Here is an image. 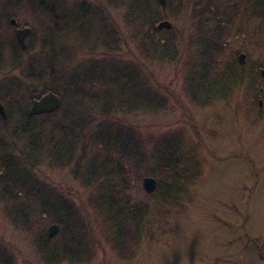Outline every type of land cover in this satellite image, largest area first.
<instances>
[{"label": "rangeland", "instance_id": "374dc122", "mask_svg": "<svg viewBox=\"0 0 264 264\" xmlns=\"http://www.w3.org/2000/svg\"><path fill=\"white\" fill-rule=\"evenodd\" d=\"M74 1H45L49 7L66 15L65 20L57 18L56 21L57 27L64 29L63 34L56 40L48 37L54 40L51 48L53 55L63 62L64 79L79 74L78 69L82 66L84 72H96L110 79L115 75H109L104 68L110 64L125 74L122 76L124 82L119 83L120 87H115L116 90L129 89L128 98L137 90L146 94L148 100L144 107H137V111L127 109L130 104L125 103L126 106L122 105L124 110L103 114L97 106L90 104L88 98H83L78 104L81 113L77 117L81 127L77 128L76 122L75 127H69L76 131V151L80 152L79 148L84 144L85 155H96L97 162L104 153L109 157L116 156L121 165L126 166V188L131 199L160 212V217L152 219L156 230L150 235L143 232L132 259H119L103 241L98 244L91 242L85 264H264V82L256 74L258 69L264 68V21L261 24V19L257 17L262 14L264 0H173L165 10L158 5L156 16L169 21L173 33L178 35V45L169 48L177 52V59L161 62H139L141 58H136V50L121 27L124 10L112 7L107 0H83L100 6L99 10L89 11L83 16L87 26L84 29L80 22L74 25L68 20L70 23L66 24L67 16L71 19L72 14L79 15ZM245 3L248 6L243 8ZM57 4L59 8L55 7ZM11 10L6 8L5 11H10L19 24L27 23L34 29L26 40L29 39L34 52H38L42 33L34 17L23 6ZM214 27H217L219 37L213 45L218 50H213L211 60L221 66L233 55L236 60L237 54H245V50L249 51L250 58L245 54L242 84L227 90L225 96H219L218 89L211 92L202 89L199 95L195 93L198 96L196 102L189 92L190 65L197 61L192 56L198 49L194 42L199 36L207 38ZM11 36L12 30L1 25L0 39L10 40ZM161 36L166 34L163 32ZM11 52L9 47L2 49L0 60ZM95 61L99 63L97 68ZM132 63H136L135 71L130 68ZM251 76H254L255 101L258 100L260 107L257 111L249 110L251 91L246 88V83ZM40 84H45L44 80ZM150 106L157 111L149 113L147 109ZM113 107L119 109V106ZM50 126L51 121L42 123L43 129ZM116 126L122 127L127 135L131 134L137 145L134 153L139 158L134 160V167H130L126 157L118 156L119 153L117 155L108 145ZM2 134L6 139L2 136L1 140L8 141V133ZM20 143L21 138L16 144ZM155 144L161 145L160 149H155ZM168 158L190 161L197 166L196 178L185 186L187 191L183 194L182 210L168 203L159 206L160 200L156 196H146L141 186L144 176L165 181L163 174L153 176L146 173L156 170L157 160ZM43 159V156L37 158L38 166L33 167L31 172L37 181L57 190L49 200L52 206L58 201L64 202L62 200L66 198L77 207L75 214L79 213L80 219H92L86 209L91 187H86L80 178L70 175L67 168H51ZM136 161L139 163L136 164ZM18 168L21 171V166ZM138 174L142 176L140 179L136 177ZM115 183L112 184L117 186ZM121 189L118 192L120 195ZM177 193L174 196L180 197L181 193ZM165 194L162 185L156 195ZM59 197L62 200H57ZM35 203L31 201L30 204ZM35 207L41 210L39 203ZM66 213L70 214V211ZM47 218L51 219L48 215ZM59 227L52 245L67 233L64 223ZM0 242L7 247L12 264H41L21 232L3 215L1 207Z\"/></svg>", "mask_w": 264, "mask_h": 264}, {"label": "trees", "instance_id": "16d2710c", "mask_svg": "<svg viewBox=\"0 0 264 264\" xmlns=\"http://www.w3.org/2000/svg\"><path fill=\"white\" fill-rule=\"evenodd\" d=\"M12 1L0 0V28L1 25H4L12 30L10 40L0 39V51L7 47L12 50L4 59L0 60V102L5 109V116H0L1 212L12 226L21 232L41 264H62L63 262L85 264L89 243L98 244L102 241L116 257L128 261L134 256L135 247L140 238L144 236L143 232L150 235L156 230V227L152 226V219L160 217L159 209L149 208L131 199L126 188L128 186L126 166H122L116 156L109 157L104 153L98 157L101 159L97 162L96 155L93 157L85 155L84 144H81L80 152L76 151V131L69 127H75L74 122H76L77 128L81 127V122L79 123L77 117L81 113L78 104L83 98H88L90 104L97 106L99 112L108 114L124 110L122 105L126 106L125 103L130 104L127 109L137 111V107L142 108L148 102L146 94L136 90L128 98L129 89L127 91L116 90L115 87L119 88V83L124 82L122 76L125 74L110 64H106L104 67L109 75H115L110 79L102 77L96 72H84L83 66L78 69L79 74L64 79L63 62L62 60L58 61L51 48L56 37L64 32L63 28L57 27L56 21L57 18L65 20V12L61 13L54 7H49L46 0ZM107 1L112 7L124 10V15L120 19L121 27L124 29V36L136 50L137 57H135L141 58L139 62H161L164 59L174 61L177 59V52L171 51L169 48L178 45L176 43L178 35L173 33L172 26L169 29L157 27V23L162 20L160 16H156L155 11L159 9L157 0ZM172 1L166 0V5L162 7L163 10L167 9ZM178 1L180 0H175V2ZM208 2H212V0H208ZM73 3L75 6L77 5L79 15L76 17L72 14L71 19L67 16L66 24H68V20L74 25H76L75 22H80L79 25L84 29L87 26L83 16L89 11L99 10L100 6L86 3L83 0H75ZM18 6H23L30 12L42 33L38 52H34L29 39L25 40V50H21L16 41L14 28L29 26L27 23L19 24L15 18V26L9 24V20L13 18L11 9ZM247 6L246 3L243 4V8ZM55 7L59 8L60 6L57 4ZM192 7L195 9L194 5ZM6 8H9L10 11L6 12ZM195 11L197 10L195 9ZM257 17L261 19L262 24L264 9L262 14ZM204 24L206 25V23ZM216 29L217 27L211 29L207 38L202 39L199 36L194 42L198 49L193 52L192 56L197 61L190 65L192 75L189 92L192 93V98L196 102H198V96H195V93L199 95L202 89L207 92L218 89L220 90L219 96H225L227 90L237 88L242 84L244 77L241 72L242 70L245 72L244 65L239 64L233 54L230 61L221 66L210 59L211 53L218 50L213 45L219 37ZM33 32L34 29L31 27L28 36ZM163 32L166 36H161ZM48 37H53L54 40L52 41ZM77 37L83 39L79 34ZM214 49L216 50L213 51ZM245 54L250 58L248 50H245ZM95 63L97 68L99 63L98 61ZM130 68L135 71L136 63H132ZM257 71L258 78L260 77L259 69ZM253 77L251 76L247 80L246 88L251 91L249 94L251 109L249 110L257 111L260 107L258 100L255 101L257 95L253 90ZM36 80H38L37 83H35ZM41 80H44L45 84H40ZM48 91L59 96L61 102L58 109L51 113L29 116L27 111L31 101ZM148 104L152 105V103ZM113 106H119V109ZM147 111L154 113L157 109L150 106ZM44 121H51V126L43 129ZM47 128L48 131H44ZM4 132L9 135L8 141L1 140L2 136H5L2 134ZM113 132L112 139L108 140V145H111L117 155L119 153L118 156L126 157L130 167H134L133 162L139 157L134 153L137 145L133 137L131 134L127 135L126 132H123L122 127L119 126H116ZM19 138H21L20 145L16 144ZM84 141L87 140L82 142ZM100 141L102 142L103 139ZM153 147L160 149L161 145L155 144ZM42 156L47 161V166L55 169L67 168L70 175L80 178L86 187H91L92 192L87 197L88 207L86 209L89 210L92 219L90 217V219L83 217L80 219L81 215L75 214L77 207H74L66 198L62 200L59 197L57 200L64 202L58 201L52 206V201L49 200L52 194H55L56 189L37 181L31 172L33 167L38 166L37 158ZM135 156L137 158H134ZM138 163L139 161H136V164ZM19 166H21V171L18 170ZM196 167V164L193 165L190 161L181 159L157 160L156 170L146 174L153 176H157V173L163 174L165 181L162 182L160 178H157L155 190L150 193L145 192V195L156 196L160 200L159 206L168 203L176 209L182 210L183 194L187 191L185 186L196 178L198 173ZM136 177L140 179L142 176L138 174ZM114 181L117 186L112 184ZM162 185L165 187L166 194L156 195ZM120 189L121 195L118 194ZM177 192L181 193L180 197L174 196ZM47 197L48 200H46ZM180 199L181 202H179ZM31 201L39 203L42 211L35 207L36 203L30 204ZM62 206L63 208H61ZM68 211L70 214L66 213ZM47 215L51 219L47 218ZM48 223H55L58 227L64 223L67 227L66 235L57 240L54 245L51 243L57 237L47 236ZM46 225L48 226L46 227ZM4 245L0 242V264H12L7 255V247Z\"/></svg>", "mask_w": 264, "mask_h": 264}, {"label": "water", "instance_id": "95a60500", "mask_svg": "<svg viewBox=\"0 0 264 264\" xmlns=\"http://www.w3.org/2000/svg\"><path fill=\"white\" fill-rule=\"evenodd\" d=\"M157 2L158 5H160L161 7H164L166 5V0H157ZM9 24L11 26H14L16 24L15 19L11 18L9 20ZM157 27L169 29L171 28V23L167 20H161L157 23ZM29 32H30L29 27H20L17 28L15 31V38L21 50H25L26 48L25 39L26 36L29 34ZM244 59H245V54L243 52L237 54V62L239 64H243ZM259 74L264 82V68L259 69ZM60 102L61 101L58 95H56L51 91H48L45 94L38 97L37 99H33L31 101L27 114L31 116V115L54 112L58 109ZM260 103L261 102L259 100V104ZM0 116L1 117L5 116V109L1 102H0ZM141 186L146 193L153 192L156 188V180L151 176H144L141 179ZM58 229L59 227L57 224L55 223L50 224L47 228V236L52 238L57 234Z\"/></svg>", "mask_w": 264, "mask_h": 264}, {"label": "flooded vegetation", "instance_id": "af4514ba", "mask_svg": "<svg viewBox=\"0 0 264 264\" xmlns=\"http://www.w3.org/2000/svg\"><path fill=\"white\" fill-rule=\"evenodd\" d=\"M70 22L68 21V24H69ZM15 26V25H14ZM16 29H17V27H15L14 28V35H15V31H16ZM27 37V36H26Z\"/></svg>", "mask_w": 264, "mask_h": 264}]
</instances>
